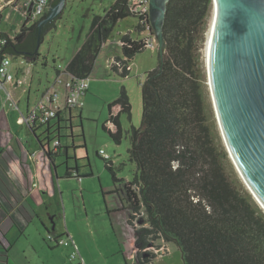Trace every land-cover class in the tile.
Here are the masks:
<instances>
[{
    "label": "trees",
    "instance_id": "1",
    "mask_svg": "<svg viewBox=\"0 0 264 264\" xmlns=\"http://www.w3.org/2000/svg\"><path fill=\"white\" fill-rule=\"evenodd\" d=\"M57 3L51 0L50 7ZM212 6V0L169 1L163 58L159 53L158 67L141 85L142 126L125 132L130 139L128 159L136 166L133 180L119 179L111 161L103 159L112 175V194L129 213L128 225H134L137 215H145L139 220L141 227L134 231L138 264H152L154 256L148 249L159 240L175 243L184 264H264V214L229 179L223 163L226 154L216 149L209 125L199 44ZM46 17L47 13L43 19ZM60 17L44 26L40 34V21L24 22L15 38L1 33L8 41L4 52L36 64L41 57L36 51L38 42L43 44ZM128 18L137 19L140 34L149 26L147 16L141 23L132 12L131 0H117L104 15L94 16L85 43L66 71L88 81L103 46L116 26ZM120 45L124 59L116 58L111 68L128 78L130 62L146 50L144 40H133L129 33L122 36ZM122 115L131 121L132 105L125 88L109 104V119L103 126L116 145L124 136ZM70 120H74L72 114ZM62 123L59 118L54 127ZM28 127L33 133L37 130ZM60 138L50 140L48 136L46 140L52 143ZM60 147L61 142L56 154ZM45 153L53 158L55 151ZM66 178L73 176L68 173ZM81 178L78 174L75 179ZM107 212L112 214L108 208Z\"/></svg>",
    "mask_w": 264,
    "mask_h": 264
},
{
    "label": "rangeland",
    "instance_id": "2",
    "mask_svg": "<svg viewBox=\"0 0 264 264\" xmlns=\"http://www.w3.org/2000/svg\"><path fill=\"white\" fill-rule=\"evenodd\" d=\"M116 1L66 0L65 9L56 22V29L47 34L40 46L41 57L38 62L32 64L20 57L11 58L14 84H19L15 86L16 88L6 84V90L0 89V142L6 143L18 135L23 139L26 137L31 141L34 140L32 142L39 147V143L35 139H45L46 128L37 129L33 133L26 124H18L17 119L21 117V112L26 113L28 100L30 101V110L35 109L44 92L55 81L56 67L66 68L85 43L93 17L104 15V12ZM213 13L214 6H212L206 30L199 44V53L200 67L205 76L203 92L209 125L214 135V145L218 152L223 151L226 154L223 163L229 179L235 183L237 189L244 196L250 197L251 201L264 214V210L255 200L232 159L222 133L208 82L206 45ZM1 18L0 32L15 37L21 30L24 17L16 11L6 8L1 13ZM137 24L138 21L135 18L121 21L103 46L88 79L89 92L81 110V119L78 116L80 111H74L73 129L72 132H69L75 142L81 172L88 175L83 181L84 190L80 188L81 184L75 181L77 180L75 178L73 181L63 183L69 185L66 186L70 196L67 203V216L65 219L55 220L57 230L56 233H53L56 236L59 235L57 236L58 240H70L75 243L83 264H138L135 259L137 247L135 246L134 231L141 227L139 220L144 219L145 215H137L133 220L134 225L130 226L127 222L128 212L108 214L107 206L118 207L120 203L117 196L112 194L115 190L112 175L106 169L104 160L99 156L100 151L103 150L111 158L114 172L119 179L133 180L136 166L128 159L130 139L125 132L130 131L131 128L140 129L142 126L141 85L147 80L148 73L158 67L159 47L156 46L155 51L146 49L136 55L130 62L131 73L128 78H123L115 73L111 66L116 58L124 59L120 45L122 36L130 33L133 40H142L146 37V34L137 32ZM122 88L126 89L130 98L132 119L129 121L126 115L121 116L124 136L122 143L116 145L103 130V126L109 119V104L118 97ZM53 130L50 135L52 140L56 137ZM69 140L70 138L63 137V142L71 145L72 142ZM72 155L74 153L71 151L70 157L73 159ZM56 160L57 165H62L66 162V157ZM69 162L72 161L69 160ZM59 167V173L64 174L65 166ZM81 191H83V199L80 196ZM83 203H85V207ZM60 205L61 209L58 210V214L63 216L62 204ZM72 205L77 207L76 214L71 211ZM32 232L33 230L29 231V244L33 241ZM42 244L37 252H34L28 248L25 240L21 239L17 246L13 247L10 262L13 264H82L80 258L70 260L71 247L57 246L54 242L49 241L48 236ZM148 251L154 256L152 264H184L182 252L175 243L159 240L154 242L153 247Z\"/></svg>",
    "mask_w": 264,
    "mask_h": 264
},
{
    "label": "water",
    "instance_id": "3",
    "mask_svg": "<svg viewBox=\"0 0 264 264\" xmlns=\"http://www.w3.org/2000/svg\"><path fill=\"white\" fill-rule=\"evenodd\" d=\"M169 1L149 0V25L161 59ZM212 1L216 28L208 78L215 109L230 154L264 207V0ZM65 6L66 0H58L50 7L38 24L39 34ZM40 46L38 42L36 51Z\"/></svg>",
    "mask_w": 264,
    "mask_h": 264
},
{
    "label": "crops",
    "instance_id": "4",
    "mask_svg": "<svg viewBox=\"0 0 264 264\" xmlns=\"http://www.w3.org/2000/svg\"><path fill=\"white\" fill-rule=\"evenodd\" d=\"M11 86L16 88L15 86L18 84ZM29 102L28 100L26 113L31 111ZM78 116H82L81 111ZM72 117L75 118L74 112ZM55 125V123H51L50 130L48 127L44 128L51 131ZM59 125H63V123L58 124L57 127ZM64 136L61 134L59 140L61 147L57 154L53 153V158H48L45 153L48 149L53 151L52 143H48L44 139H35L39 143V147L32 142L34 140L31 141L26 137L23 139L18 135L6 143L0 142V264H13L10 262L12 250L21 239H24L28 248L34 252H37V249L43 245L46 236L50 235L58 239L59 235H54L57 230L55 220L65 219L67 216V203L70 197L68 187H66L69 185L63 183L75 180L66 178V174H71L75 168H78L77 172L82 179L75 181L81 184V189L83 181L88 175L81 172L73 137L69 140L72 142L70 145L63 142ZM70 146L73 148V157L76 159L71 160L72 164L69 162L70 151L66 149ZM61 157H66V162L57 165L56 159ZM58 166H65L64 174L59 173ZM80 180L82 181L79 182ZM82 192L80 196L83 199ZM60 204H62L63 216L58 214V210L61 209ZM83 204L85 207V203ZM107 208L112 212L111 215L127 212L121 209V205L118 207L107 206ZM76 210L77 207L72 205L71 211L76 214ZM32 230L33 241L29 244V231ZM51 242L54 241L51 240Z\"/></svg>",
    "mask_w": 264,
    "mask_h": 264
},
{
    "label": "built area",
    "instance_id": "5",
    "mask_svg": "<svg viewBox=\"0 0 264 264\" xmlns=\"http://www.w3.org/2000/svg\"><path fill=\"white\" fill-rule=\"evenodd\" d=\"M131 3L132 12L135 13L141 23L145 22L146 16L148 18L149 14V0H131ZM49 6L50 0H0V22L2 20L1 13L6 8H9L12 11L20 13L24 17V22L31 25L39 21L46 14L50 8ZM1 33L2 32H0V89L6 90V84H14V75L12 73V59L8 54L3 52L4 46L8 44V41ZM142 34H146V37L142 39L144 40L145 49L155 51L156 46L158 48V42L151 34L150 25L147 26L146 31ZM88 90L89 85L87 80H80L69 74L66 68L57 66L55 81L51 84L50 88L44 92L41 101H39L35 109L26 114H21V117L18 119V124L44 128L50 127V124L54 121L57 123L60 118L63 120L64 125L70 120L72 112L82 110ZM10 98H12L11 95ZM54 128L55 127H52V129ZM59 145V139H55L52 145L53 151L56 152ZM99 156L107 162L111 161V158L106 155L103 150L100 151ZM74 177L77 178L78 174L74 173ZM48 239L50 241L53 240L58 246L63 245L64 247H71L72 253L70 255V260L80 258L81 263H83L78 248L73 241L57 240L50 235Z\"/></svg>",
    "mask_w": 264,
    "mask_h": 264
},
{
    "label": "bare ground",
    "instance_id": "6",
    "mask_svg": "<svg viewBox=\"0 0 264 264\" xmlns=\"http://www.w3.org/2000/svg\"><path fill=\"white\" fill-rule=\"evenodd\" d=\"M51 1V0H50ZM50 7V6H49ZM50 9V8H49ZM48 9V10H49ZM47 14H48V11L46 12ZM216 12H214L212 15V19H211V24H210V29H209V34H208V40H207V51H206V60H207V74H208V62H209V60L211 59V51H212V40H213V38H214V32H215V24H216V14H215ZM44 17V16H43ZM43 17L39 20V21H41V20H43ZM209 82V81H208ZM209 84H210V82H209ZM211 85V84H210ZM218 120H219V118H218ZM232 159H233V157H232ZM234 160V159H233ZM234 162H235V160H234ZM236 163V162H235ZM236 166H238L237 164H236ZM238 168V171L240 172V174H241V176H242V178H243V180L245 181V183L246 184H248L246 181V178L244 177V175L242 174V172H241V170L239 169V167H237ZM250 189V188H249ZM251 191V190H250ZM254 196V195H253ZM254 198H255V200L258 202V204H259V206H261L262 207V209L264 210V207L262 206V203L260 202V201H258V199L254 196ZM58 240V239H57ZM83 264V263H82Z\"/></svg>",
    "mask_w": 264,
    "mask_h": 264
},
{
    "label": "flooded vegetation",
    "instance_id": "7",
    "mask_svg": "<svg viewBox=\"0 0 264 264\" xmlns=\"http://www.w3.org/2000/svg\"><path fill=\"white\" fill-rule=\"evenodd\" d=\"M48 15V14H47ZM50 24V23H49ZM72 126H73V120H68V123H66V124H64V125H59L58 127L56 126L55 128H54V130H53V133H55V135H56V137H60L61 136V134H64L66 137H68V138H71L72 136H70V131L72 132ZM64 132V133H63ZM51 131H47L46 130V137H45V139L44 140H46L47 138H48V136L50 137V140L52 139L51 138ZM69 151L71 152L72 151V153H73V148L70 146L69 148ZM73 156V155H72ZM69 160H76V159H74V157H73V159H72V157H70L69 158ZM71 164H72V162H70ZM74 170V169H73ZM75 170H78V168H75ZM71 173V172H70ZM75 174H78V172L77 173H75ZM71 176H73V178H75L74 177V173H71Z\"/></svg>",
    "mask_w": 264,
    "mask_h": 264
}]
</instances>
